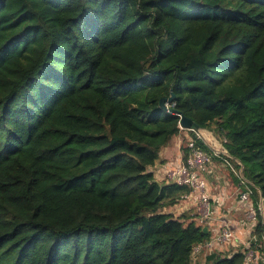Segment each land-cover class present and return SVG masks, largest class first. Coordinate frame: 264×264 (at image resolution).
I'll return each instance as SVG.
<instances>
[{"label": "trees", "instance_id": "obj_1", "mask_svg": "<svg viewBox=\"0 0 264 264\" xmlns=\"http://www.w3.org/2000/svg\"><path fill=\"white\" fill-rule=\"evenodd\" d=\"M178 113L257 209L264 0H0V264H191L209 232L164 211L191 190L151 171ZM253 233L264 264L259 210Z\"/></svg>", "mask_w": 264, "mask_h": 264}, {"label": "crops", "instance_id": "obj_2", "mask_svg": "<svg viewBox=\"0 0 264 264\" xmlns=\"http://www.w3.org/2000/svg\"><path fill=\"white\" fill-rule=\"evenodd\" d=\"M180 129L179 133L161 149L154 166L151 168L154 179L157 182H170L166 177V172L180 165L183 161L184 150L182 146L186 145L192 134L187 129ZM197 133L211 136L214 139L212 132L207 129L201 128ZM209 133L210 135H208ZM201 177L206 182L210 199H217L218 201L212 202V217L203 224L209 232V239L216 234L222 221L232 229L235 237L229 244H218L212 249H201L191 255V264H212L218 254L221 256L231 255L237 250L246 248L248 233L247 228L241 222L245 204L240 202L237 195L238 187L232 180L228 168L221 164L220 159L213 158L208 169L201 173ZM196 201L194 196L182 198L176 205L164 208V211L171 212L175 216L186 215L188 220H194L198 223L197 214L193 209ZM258 258V254H255L252 257V264H257Z\"/></svg>", "mask_w": 264, "mask_h": 264}, {"label": "built area", "instance_id": "obj_3", "mask_svg": "<svg viewBox=\"0 0 264 264\" xmlns=\"http://www.w3.org/2000/svg\"><path fill=\"white\" fill-rule=\"evenodd\" d=\"M180 127V126H179ZM194 136L189 138L186 143L187 153L182 163L174 168H171L166 172V177L170 182H174L179 185L188 186L191 190L190 193L183 195L182 198H188L194 196L196 198L195 212L197 219L200 224L208 221L212 217L213 209L212 202H218L217 199H210L207 191L206 182L202 179L201 173L208 169L209 164L213 158H218L225 167L229 170L232 169L229 158L231 156L224 147L225 139L222 138L218 142L219 147H213V139L211 136H204L198 134L197 131H193ZM200 140L204 145L207 146L208 150L201 148L196 141ZM239 163V162H238ZM239 179L242 178L241 165L239 170L236 172ZM243 181V180H242ZM237 195L240 202L245 204L243 209V217L241 222L247 228L248 244L246 246L247 252L244 257V264H252V257L255 256L251 248H249V240H255V234L253 233L257 224V210L263 212V205L260 201L257 209L253 206L248 205L250 201V190L237 189ZM216 234L209 240L203 241L197 244L193 248V253L198 252L201 249H212L215 245L229 244L234 240V234L232 229L222 221ZM264 244V237H263ZM257 255V254H256Z\"/></svg>", "mask_w": 264, "mask_h": 264}, {"label": "water", "instance_id": "obj_4", "mask_svg": "<svg viewBox=\"0 0 264 264\" xmlns=\"http://www.w3.org/2000/svg\"><path fill=\"white\" fill-rule=\"evenodd\" d=\"M173 99H174V94L171 91L170 96L166 99H161L160 104L163 108H166L167 103H170ZM173 111H175V110H173ZM178 115L180 116V119H179L180 128L187 129L189 131H198L201 129L199 127V125L197 123H195L194 121H192L190 118L185 117L179 113H178ZM261 202H262V205L264 207V200H261ZM263 212H264V208H263ZM203 230L206 232L207 231L206 227H203Z\"/></svg>", "mask_w": 264, "mask_h": 264}, {"label": "rangeland", "instance_id": "obj_5", "mask_svg": "<svg viewBox=\"0 0 264 264\" xmlns=\"http://www.w3.org/2000/svg\"><path fill=\"white\" fill-rule=\"evenodd\" d=\"M208 135H210V133L208 134ZM212 135L214 136V139L215 140H213V147H215V148H218L219 147V145H218V142L217 141H220V139H222L221 137H216L213 133H212ZM217 140V141H216ZM193 209L195 210V207H193ZM193 211V210H192ZM261 213H264V212H261ZM181 215V214H180ZM178 216V215H177ZM199 223V222H198ZM200 224V223H199ZM204 224V223H203Z\"/></svg>", "mask_w": 264, "mask_h": 264}]
</instances>
